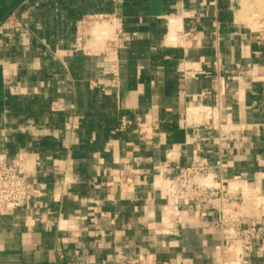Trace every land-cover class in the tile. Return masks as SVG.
I'll return each instance as SVG.
<instances>
[{
	"label": "crops",
	"instance_id": "crops-1",
	"mask_svg": "<svg viewBox=\"0 0 264 264\" xmlns=\"http://www.w3.org/2000/svg\"><path fill=\"white\" fill-rule=\"evenodd\" d=\"M239 2L0 0V157L23 152L32 189L0 212V264H264V231L237 255L207 202L164 214L202 158L264 223V42ZM104 12L124 45L75 50L76 20Z\"/></svg>",
	"mask_w": 264,
	"mask_h": 264
},
{
	"label": "built area",
	"instance_id": "built-area-1",
	"mask_svg": "<svg viewBox=\"0 0 264 264\" xmlns=\"http://www.w3.org/2000/svg\"><path fill=\"white\" fill-rule=\"evenodd\" d=\"M256 23L248 25L257 32L264 42V14H252ZM255 27H258L255 29ZM125 43L122 18L116 12L88 13L78 18L74 28V49L86 54H115ZM132 123L123 116L119 128ZM140 131H143L140 128ZM27 158L23 152L14 154L6 161L0 157V212H7L21 207L28 202L32 189L26 179ZM126 183L132 177H125ZM241 192L229 182H222L217 172L209 171L208 163L202 158L194 159L191 164L180 170V173L168 180L165 192L166 203L164 214L172 222H181L178 215L180 200L207 202L213 211L215 224L224 230L232 241L237 255H243L264 231V223L255 220L249 222L242 217L236 208ZM231 237V238H232ZM125 264H141L140 259L126 261ZM147 264V263H143Z\"/></svg>",
	"mask_w": 264,
	"mask_h": 264
},
{
	"label": "rangeland",
	"instance_id": "rangeland-1",
	"mask_svg": "<svg viewBox=\"0 0 264 264\" xmlns=\"http://www.w3.org/2000/svg\"><path fill=\"white\" fill-rule=\"evenodd\" d=\"M241 5H243L242 7L244 9L242 16L244 19L242 21L250 26L256 23V19L252 17V14H264V0H240L238 7H240ZM12 24L15 25V23ZM257 28L258 27H255V29Z\"/></svg>",
	"mask_w": 264,
	"mask_h": 264
},
{
	"label": "bare ground",
	"instance_id": "bare-ground-1",
	"mask_svg": "<svg viewBox=\"0 0 264 264\" xmlns=\"http://www.w3.org/2000/svg\"><path fill=\"white\" fill-rule=\"evenodd\" d=\"M243 3H244V2H243ZM242 6H243V5H242ZM242 6H241L240 9L238 10V14H239V15H238V18H241V19H243L242 16H243V11H244V9H243ZM236 17H237V16H236ZM238 18H237V20H238ZM171 19H174V18H171ZM171 19H170V20H171ZM245 19H246V18H245ZM176 21H177V20H176ZM176 21H175V22H176ZM170 22H171V21H170ZM171 23L173 24V21H172ZM175 24H178V23H175ZM179 24H180V23H179ZM178 28H180V27L178 26ZM178 28L174 29V31L177 30ZM177 31H178V30H177ZM172 32H173V30H172ZM174 35H176V34H174ZM169 36H170V33H169ZM168 38H169V37H168ZM171 38H172V37H171ZM171 38H170V39H171ZM175 38H176V37H175ZM175 38L173 39L174 41L176 40ZM170 39H169V40H170ZM173 40H172V42H173ZM170 41H171V40H170Z\"/></svg>",
	"mask_w": 264,
	"mask_h": 264
}]
</instances>
